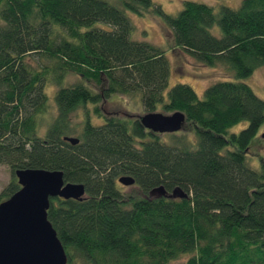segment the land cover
Instances as JSON below:
<instances>
[{"label": "trees", "instance_id": "1", "mask_svg": "<svg viewBox=\"0 0 264 264\" xmlns=\"http://www.w3.org/2000/svg\"><path fill=\"white\" fill-rule=\"evenodd\" d=\"M126 12L155 13L168 28L170 51L224 65L235 80L210 84L202 97L186 83L169 86L165 51L132 40ZM261 65L264 0L218 11L187 0L176 15L153 0H0V164L11 174L0 201L18 189L16 169L59 170L66 182L83 184L81 200L49 199L47 218L67 264H169L181 256H188L181 264H264V166L247 161L264 99L238 80ZM69 73L97 91L83 81L65 86ZM49 80L57 85V113L40 138L35 117L46 108ZM114 95L136 97L144 112H183L181 130L190 123L195 142L176 137L179 131L169 144L120 114H104L101 124L86 117L77 144L63 139L75 110L92 103L97 111ZM126 175L136 194L120 191ZM160 185L187 197L146 195Z\"/></svg>", "mask_w": 264, "mask_h": 264}, {"label": "rangeland", "instance_id": "2", "mask_svg": "<svg viewBox=\"0 0 264 264\" xmlns=\"http://www.w3.org/2000/svg\"><path fill=\"white\" fill-rule=\"evenodd\" d=\"M112 4H118V0H106ZM184 1L187 0H153L155 4H158L162 9L171 15H176L182 8ZM201 2L211 6L215 11L222 6H228L231 8H238L242 0H190ZM132 25L133 31L131 33V39L136 41H147L156 47L165 51L171 66V76L169 79V86L177 82L186 83L190 85L197 94L202 97L203 91L212 83L216 81L235 80L233 73L226 66L217 64L215 66H207L197 62L192 56L183 52H172L169 47V33L168 28L163 26L160 18L153 13H146L144 15H138L131 12H126ZM211 32L215 36L220 35L218 25L215 24ZM34 65L36 58L31 57ZM43 62H48L41 60ZM249 85L253 92L259 97L264 99V65H261L253 72L243 79H238ZM83 81L87 86L92 88L95 92L98 86L92 80L83 79L77 74L69 73L65 77L63 84L71 85L73 83ZM45 87L47 94V101L45 109L35 117L36 119V135L40 138H44L48 127L53 122L57 110L54 100V95L57 89V85L49 80ZM100 87V86H99ZM98 110H94V104L87 103L82 107H79L71 115V122L74 125L70 136L77 137L81 130V126L86 117L89 118L91 124H101L103 122V115L110 116L112 114L124 115V116H137L142 115L144 110L141 106L140 100L136 97H130L127 95H114L108 98V100H102L97 103ZM157 112H161L159 109ZM162 113V112H161ZM170 114V113H168ZM246 125L245 122L236 124L229 129L230 133H237L241 128ZM257 136L251 139L250 149L247 150V161L251 168L260 170L264 166V137L261 134L264 132V122L259 126L257 130ZM160 138L167 143H174L175 137L170 134H159ZM176 137H183L187 144L195 142L196 136L194 128L190 123H187L186 128L177 133ZM11 174L10 169L5 164H0V192L3 187L10 181ZM119 189L124 194H136L138 188L135 185L124 186L119 183ZM188 256H181L174 259L169 264H181L186 261Z\"/></svg>", "mask_w": 264, "mask_h": 264}, {"label": "water", "instance_id": "3", "mask_svg": "<svg viewBox=\"0 0 264 264\" xmlns=\"http://www.w3.org/2000/svg\"><path fill=\"white\" fill-rule=\"evenodd\" d=\"M147 130L157 134L181 131L186 116L181 111L164 114L157 111L134 116ZM264 137V132L261 134ZM71 144L78 137L64 136ZM18 189L0 201V264H67V255L47 218L49 199H77L85 197L81 183H69L63 172L46 169H16L13 172ZM124 186L134 184L131 176H121ZM149 198H185L181 188L167 191L162 185L146 194Z\"/></svg>", "mask_w": 264, "mask_h": 264}, {"label": "flooded vegetation", "instance_id": "4", "mask_svg": "<svg viewBox=\"0 0 264 264\" xmlns=\"http://www.w3.org/2000/svg\"><path fill=\"white\" fill-rule=\"evenodd\" d=\"M62 199V198H61Z\"/></svg>", "mask_w": 264, "mask_h": 264}]
</instances>
